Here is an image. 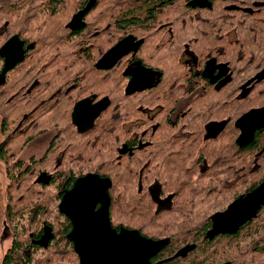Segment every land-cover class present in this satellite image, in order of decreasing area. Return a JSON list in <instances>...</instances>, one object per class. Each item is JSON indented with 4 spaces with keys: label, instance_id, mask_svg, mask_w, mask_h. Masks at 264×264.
Wrapping results in <instances>:
<instances>
[{
    "label": "flooded vegetation",
    "instance_id": "1",
    "mask_svg": "<svg viewBox=\"0 0 264 264\" xmlns=\"http://www.w3.org/2000/svg\"><path fill=\"white\" fill-rule=\"evenodd\" d=\"M13 1L6 0L4 12L0 14V47L17 35L24 57L1 76L5 58L0 56V89L7 96L6 102H12L17 95V92L11 94L10 72L27 62L30 58L28 49L35 47L34 38L27 40V27L45 32L47 18L54 15L49 12L52 8L56 26L65 30L61 36L65 44L61 41L58 48L67 54L57 58L52 53L47 62L68 61L66 66L70 71H62L71 72L64 77L44 76L46 81L41 83L36 82L39 79L34 80L28 89L38 87L36 92L46 94L38 100L32 99L33 104L24 108L25 112L21 111L22 119L16 124H12V103L7 104L9 132H25L28 124L24 121L37 112L54 113L58 117L53 126L20 145L23 149L17 158L26 164L40 159L49 149L53 153L70 146L75 150L71 151L68 164L60 169L58 156L55 161L57 173L65 170L67 180L74 178L58 191L61 197L78 178L87 174L108 177L100 174V165L110 160L134 185V192L148 196L147 204L152 205L154 211H172L176 215L178 211L184 212L185 221L192 223L185 232L192 234L195 228L198 239H191L177 249L175 244L171 245L170 236L147 237L137 228L115 226L110 218L111 183L109 219L112 228L117 231L120 228L136 229L153 240L169 239L166 246L150 258V264H161L180 256L187 259L197 249L198 242L206 240L212 243L211 261L206 264H264V196L255 202L259 205L256 215L239 225L237 230L208 236L215 214L225 211L264 182V55L258 64L256 59H244L245 55L239 57L236 51L239 29L234 22L232 27L221 30L210 28V23L204 21L214 17L220 0H143L133 16L144 17L147 24L152 22V30L139 27L124 30L125 23L112 26L107 21L110 19L108 0H18L22 3L19 6ZM91 1L92 5L79 20L71 24L75 15ZM230 5L227 3L228 7ZM118 8L117 19L124 20L122 4ZM251 13L241 11V14ZM198 18L202 27L197 22H188ZM129 20L135 22V19ZM13 28L18 32L12 31ZM24 31L26 33L20 35ZM219 33H223L228 41L227 58L212 36ZM192 34L206 38L200 40L198 50L187 42L186 35ZM128 36L134 38V48L120 56L110 68H96L97 61ZM150 43L167 52L162 55L150 53ZM92 59L94 70L101 73L113 70L118 74V86L112 94L93 91L86 69L77 67L73 71L75 65L84 67ZM96 80L97 84L103 85L102 89L106 88V75ZM106 101V106L90 123V117ZM63 114L68 115L67 121L61 119ZM254 114L258 119L252 128L248 125L251 134L244 136L243 128ZM4 139L0 115V143ZM33 143L45 144L42 154L23 159L21 154ZM55 175V172L40 171L34 181L49 185ZM0 177L6 193L7 174L1 165ZM39 178L44 181H38ZM68 221L70 229L66 238L72 229V223ZM5 227L11 238L2 256L14 238L27 229L19 223L4 222L0 230L3 234ZM69 242L73 248V243ZM40 247L42 250L47 246L40 243ZM167 249L169 251L165 252ZM178 251L180 253L175 257Z\"/></svg>",
    "mask_w": 264,
    "mask_h": 264
},
{
    "label": "trees",
    "instance_id": "2",
    "mask_svg": "<svg viewBox=\"0 0 264 264\" xmlns=\"http://www.w3.org/2000/svg\"><path fill=\"white\" fill-rule=\"evenodd\" d=\"M5 1L0 0V14L4 12ZM141 1L143 0H108V16L110 19L107 21L112 26L125 23L124 30L136 27L143 30H152V22L147 24L144 17L137 18L133 16ZM13 2L15 6L22 4L18 0ZM227 3H231L230 7L227 6ZM121 4L124 9L125 19L119 21L117 11L119 10L118 6ZM241 11H251L252 13L251 15L241 14ZM49 12L54 15L47 18L48 26H46L45 32H42V29L36 32L28 25L27 33L24 31L20 34L26 33L29 38L27 40H33L34 38L36 43L34 48L28 49L29 60L10 72L13 86L11 94L17 92L12 102H6L7 96L4 94V90L0 89V115L3 120V134L5 135V139L0 143V165L7 174L6 193L3 192L0 180V230L4 222L12 224L16 223L15 220L20 226L27 227L25 232L14 238L9 250L0 258V264H78L77 255L65 236L70 229L69 221L57 209V201L61 197V193L58 191L64 184H70L74 178L67 180L65 178L67 171L65 170H60L58 174L56 172L57 163L55 162L58 156V159L61 160L60 169H63L64 165L68 164L71 151L75 149L70 146H64L57 151L54 150L55 152L53 151V153L49 149L40 159L31 160L25 164V162L17 158L18 153L23 149L21 146L39 136L45 129L53 126L57 122L58 117L54 113L46 114L41 112H37L33 116L29 115L24 121V123L28 124V128L25 132L20 133L9 132L10 125L6 120L8 113L7 104L12 103L11 107L14 109L12 124H16L22 119L21 111L25 112L23 109L33 104L32 99L35 100L37 98L38 100L46 94V92H36L35 90H38V87L32 90L28 89L34 80L39 79L36 82L41 83L46 81L43 79L44 76L64 77L67 73H71L62 71V69L70 71V67L66 66L69 63L68 61L57 63L49 60L47 62V57L52 53H55L57 58L67 54L66 52H61L58 48L61 46V36L65 34V30L56 26L57 21L55 20L54 9H50ZM214 12L216 14L213 18H205L204 21L210 23V28L221 30L232 27L234 22V25L239 29L237 35L239 43L236 47L238 56L245 55L244 59H256L258 64L261 55H264V0H220ZM128 16L130 17L126 18ZM129 19H135V22L131 23ZM199 19L188 20V22L192 24L197 22L198 26L202 27V24L198 22ZM12 31L18 32L16 28H13ZM202 36L195 34L186 35L187 42L198 50L199 42L204 38ZM212 36L217 40L216 43L219 47L224 50L227 58L228 41L225 35L219 33L217 36ZM46 37H48L47 40H45ZM150 37H152V34H150ZM62 42L64 43V41ZM149 50L154 55H162L167 52L163 47L155 48L153 43L149 44ZM92 61L93 59L88 64L85 63L84 67L75 65L73 71L77 67L86 69L85 73L91 78L89 82L93 83L91 89H95L93 91L109 94H112L113 91L115 92L118 86L116 79L118 74L113 70L98 72L93 69ZM104 75L107 76L106 88L102 89L103 85L97 84L98 81L96 79ZM21 96H24L25 99L22 100ZM62 118L67 121L68 115L63 114ZM100 167L102 169L100 174L108 176L112 180L110 218L113 225L137 228L147 237L170 236L171 245L175 244V249L191 239L193 241L198 239L195 228H193L192 234L185 232L192 223L185 221L184 212L178 211L176 215L172 211H154L152 205L147 204L148 196L134 192L136 188L119 173L118 166L110 162V160H106ZM40 171L56 173L49 185L35 183L34 179ZM193 223H196V221ZM205 227H202L203 229L201 230L204 231ZM40 243L47 247L41 250ZM211 245L212 243L207 240L198 242L197 249L193 251L191 257L186 259L180 256L161 264H206L212 255ZM168 251L169 249L165 252Z\"/></svg>",
    "mask_w": 264,
    "mask_h": 264
},
{
    "label": "water",
    "instance_id": "3",
    "mask_svg": "<svg viewBox=\"0 0 264 264\" xmlns=\"http://www.w3.org/2000/svg\"><path fill=\"white\" fill-rule=\"evenodd\" d=\"M92 3L93 1L89 2L84 10L78 12L71 24L79 20ZM134 46L132 36L123 38L97 61L96 68H110L120 56L133 49ZM0 56L5 58L1 71L2 76L24 57L22 42L17 35L10 37L0 47ZM106 103L107 101L95 115L90 117V123L106 106ZM257 119L258 116L254 114L246 122V127L243 128L244 136L251 134L248 125L252 128ZM74 122L77 123L76 119ZM38 181L44 180L39 178ZM111 183L108 177L102 178L97 174H87L78 178L73 187L63 193L58 204L59 212L72 223V229L67 238L73 243L79 264H150V258L163 249L169 239L153 240L142 236L136 229L120 228L117 231L112 228L109 219ZM262 196H264V182L252 193L245 197L241 196L230 204L225 211L215 214L208 236L211 238L218 233H232L237 230L239 225L256 215L259 205L255 202L261 200ZM97 205L99 206L96 207ZM179 253L180 251L175 254V257Z\"/></svg>",
    "mask_w": 264,
    "mask_h": 264
},
{
    "label": "rangeland",
    "instance_id": "4",
    "mask_svg": "<svg viewBox=\"0 0 264 264\" xmlns=\"http://www.w3.org/2000/svg\"><path fill=\"white\" fill-rule=\"evenodd\" d=\"M44 146L45 144H40V143H33L31 145H28V147L26 148V150L23 151V153L21 154V157L23 159H27L29 156L33 155L35 157H39L43 150H44ZM1 181L3 180L0 177ZM5 184V181H4ZM15 222L17 223V221L15 220ZM5 229V234H3V232H0V258L2 257V254L4 253L5 248H7L10 245V232L8 230Z\"/></svg>",
    "mask_w": 264,
    "mask_h": 264
},
{
    "label": "bare ground",
    "instance_id": "5",
    "mask_svg": "<svg viewBox=\"0 0 264 264\" xmlns=\"http://www.w3.org/2000/svg\"><path fill=\"white\" fill-rule=\"evenodd\" d=\"M12 165V164H11Z\"/></svg>",
    "mask_w": 264,
    "mask_h": 264
}]
</instances>
